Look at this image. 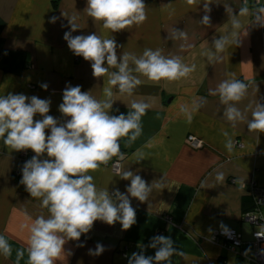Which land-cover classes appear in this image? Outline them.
I'll list each match as a JSON object with an SVG mask.
<instances>
[{"label": "crops", "instance_id": "crops-1", "mask_svg": "<svg viewBox=\"0 0 264 264\" xmlns=\"http://www.w3.org/2000/svg\"><path fill=\"white\" fill-rule=\"evenodd\" d=\"M86 2L0 0V96L50 99L48 114L62 123L69 119L59 112L67 85L105 98L103 90L110 87L107 75L94 77L91 62L69 49L63 37L71 29L62 13L78 17L80 28L74 36L94 33L114 38L118 57L130 53L139 58L145 50H159L191 71L172 81H153L133 72L141 83L131 95L120 93L118 86L112 88L110 115L127 116L133 102L148 103L149 108L140 121L141 135L132 142L128 138L119 142L124 154L120 171L101 165L90 173L94 183L113 197L117 188L126 194L130 180L121 179L119 173L130 170L149 185L159 181L164 187L154 189L146 202L130 197L137 216L129 230H122L119 222L108 225L97 220L79 241L66 239L56 264H128L133 252L154 256L156 249L149 245L159 235L174 241L178 252L171 257L172 264H243V255L252 253L249 242L255 229L243 219V199L252 182L264 186V132L247 127L252 110L264 105V13L259 12L264 2L255 10L248 0H144L147 19L115 33L84 12ZM243 7L249 11L240 16ZM53 16L59 17L55 24L50 22ZM222 37L227 43L218 51L215 41ZM129 68H135L131 60ZM113 71L118 69H109ZM233 79L247 85L246 94L239 102L224 104L218 86ZM230 105L245 119L229 121L225 112ZM39 119L37 114L34 120ZM190 135L201 143L193 145ZM229 141L231 150L226 147ZM33 155L30 149L10 150L0 140V235L12 248L10 256L0 254V264H28L29 229L37 216L50 215L20 183L22 168ZM219 173L224 174L222 182L217 180ZM219 229L237 230L244 244L233 250L223 246V240L213 241L211 236ZM98 243L105 251L89 255ZM18 251L24 253L19 259Z\"/></svg>", "mask_w": 264, "mask_h": 264}, {"label": "clouds", "instance_id": "clouds-1", "mask_svg": "<svg viewBox=\"0 0 264 264\" xmlns=\"http://www.w3.org/2000/svg\"><path fill=\"white\" fill-rule=\"evenodd\" d=\"M248 11L243 7L239 15L244 16ZM84 12L113 33L134 24L140 25L147 19L144 0H87ZM259 12L264 13V8ZM62 15L68 18L71 29L63 37L69 49L74 55L91 62L94 77L107 75L110 87L104 88V99H97L91 92L82 91L81 86L67 85L63 90V102L59 105V112L69 118L63 123L48 114L50 99L14 93L0 96V140L10 150L30 149L35 153L25 162L20 183L26 186L31 197L40 199L41 206L50 213L47 219L43 215L37 216L29 229L28 264H56L64 252L66 239L79 241L97 220L108 225L119 222L122 230H129L136 223L137 214L130 197L146 202L154 189H162L164 185L159 181L149 185L140 175L126 170L119 173L121 179L130 180L126 194L117 188L113 197L107 188H98L90 174L101 165H107L113 157L124 159L119 142L121 138L132 142L141 135L140 121L149 108L148 103L133 102V111L127 116L123 113L110 115L112 88L118 86L120 93L131 95L141 83L133 72L153 81H172L191 71L178 58H166L159 50H145L139 58L130 53L118 57L114 38H102L94 33L74 36L73 33L80 28L78 17ZM58 19L53 16L50 22L55 24ZM257 20H260L259 16ZM208 22L209 17L205 16L204 23ZM233 25L240 27L236 19H233ZM226 43L227 37H222L215 41V47L218 51L223 50ZM130 60L134 69L129 68ZM111 68L118 71L110 73ZM41 87L48 89L47 84H41ZM246 91L247 85L238 79L223 81L218 86L224 104L239 102ZM37 114L42 119L34 120ZM225 115L231 122L245 119L241 111L231 105ZM251 116L247 123L249 131L264 132V105L257 104ZM48 129L50 135L46 134ZM226 147L231 150V141ZM45 155L47 158L41 159ZM140 155L137 153L138 157ZM217 180L222 182L224 174L219 173ZM257 236H264V232H258ZM173 244L169 236H155L149 245L156 249L155 255L133 252L128 264H172L171 257L178 252ZM104 251V246L98 243L94 250L89 249V255L99 256ZM11 253V245L0 235V254L7 257ZM23 255L18 251V259Z\"/></svg>", "mask_w": 264, "mask_h": 264}, {"label": "built area", "instance_id": "built-area-1", "mask_svg": "<svg viewBox=\"0 0 264 264\" xmlns=\"http://www.w3.org/2000/svg\"><path fill=\"white\" fill-rule=\"evenodd\" d=\"M253 4L255 10L260 8V5L264 0H248ZM189 141L193 145H199L201 142L197 140L193 135L188 137ZM120 151L121 146H120ZM123 153V152H122ZM121 161L119 157H113L108 162L113 171L119 172L121 168ZM254 199V209L244 212L243 219L250 221L254 224L255 229L252 233V240L249 242L252 246V253L243 255V264H264V236H257L258 232H264V186L258 185L256 182H252L248 193ZM211 239L217 243L223 240V246L235 249L238 246L244 244L243 236L235 229H219L214 231Z\"/></svg>", "mask_w": 264, "mask_h": 264}, {"label": "trees", "instance_id": "trees-1", "mask_svg": "<svg viewBox=\"0 0 264 264\" xmlns=\"http://www.w3.org/2000/svg\"><path fill=\"white\" fill-rule=\"evenodd\" d=\"M244 202H245V208H244V212H247V211H250V210H253L254 209V199L251 195L247 194L245 197H244Z\"/></svg>", "mask_w": 264, "mask_h": 264}]
</instances>
